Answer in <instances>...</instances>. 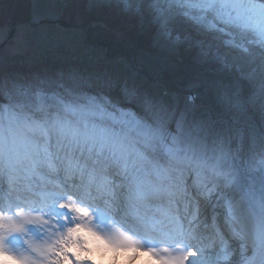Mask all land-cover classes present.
<instances>
[{"label":"snow or ice","instance_id":"6c2138e0","mask_svg":"<svg viewBox=\"0 0 264 264\" xmlns=\"http://www.w3.org/2000/svg\"><path fill=\"white\" fill-rule=\"evenodd\" d=\"M44 2L30 0L34 21L58 14ZM99 3L151 34L160 49L181 53L178 65L195 75L181 88L156 90L107 73L0 66V192L7 194L0 264H95L82 256L91 252L82 230L119 245L126 238L109 222L145 190L191 205L167 223L138 216L134 225L121 224L146 244L168 242L162 253L147 249L165 264H205L189 256H204L195 233L218 207L225 215L220 227L229 230L213 264H264V0ZM7 31L0 23V35ZM25 161L53 163L62 174L67 191L47 209L25 212L13 199V174ZM109 164L123 168L127 201L113 197L111 208L90 211V173ZM82 220L104 224L110 234Z\"/></svg>","mask_w":264,"mask_h":264},{"label":"trees","instance_id":"16d2710c","mask_svg":"<svg viewBox=\"0 0 264 264\" xmlns=\"http://www.w3.org/2000/svg\"><path fill=\"white\" fill-rule=\"evenodd\" d=\"M66 9L69 13L65 12L62 18L69 21L72 28L63 29L49 22L43 25H50L49 29L59 35L69 32L78 35V31L82 30L83 35L70 50L72 52L68 51L64 44L56 46L58 48L43 46V49H39L35 43H27V48L25 47L18 56L15 53L11 54L10 58L13 62L11 70L25 73L61 71L90 75L107 73L121 76L118 69L110 68V61L135 59L142 52H149L153 55L159 53L158 48L153 44L151 34L138 30L134 22L119 16L107 6L88 8L87 0H67ZM31 19L30 0H5V4L0 6V23L7 24L9 29L12 23L20 26L30 23ZM179 55L181 53L168 55V58L178 64ZM101 57L106 59L107 63L98 66L96 59ZM42 64H46L47 71L44 67L43 71L40 70L39 67ZM147 79V76L140 75L136 82L143 87L151 88L147 84ZM170 81L169 77H165L164 82L167 86H171Z\"/></svg>","mask_w":264,"mask_h":264},{"label":"rangeland","instance_id":"374dc122","mask_svg":"<svg viewBox=\"0 0 264 264\" xmlns=\"http://www.w3.org/2000/svg\"><path fill=\"white\" fill-rule=\"evenodd\" d=\"M44 3H48L51 6V8L54 7L57 10L58 14L56 15L43 14L42 18L39 21H34L33 19H31L32 22L28 25L27 24L20 26L18 25L17 30L12 38H9V36H7L9 35V31H11L9 29V31H7L5 34L0 35V48L7 49L10 53L12 54L15 53L16 56H18L19 53L23 52V49H25V47L27 48V43L29 44L35 43V46L39 47V49H43L42 48L43 46L44 47L51 46V48H58L56 46L60 44H64L68 48V51L72 50V47H74L76 42L82 37L83 35L82 30L78 31L79 32L78 35H75L72 32L59 35L56 32L50 30L48 28L49 26L42 25L43 21L60 20L62 19V15L65 12L69 13V11H67L66 9L67 0H54V3H50L49 0H45ZM87 4H88V8L102 6L100 5L99 0H87ZM32 17H33V12L31 5V18ZM158 49H159V53L156 55H150L148 53H142L141 55L139 54V56L137 55L136 56L137 63L142 69L145 70V73H147V75L151 78L150 81L153 84V86L155 82L159 81L161 77L166 74L171 78L172 82L175 84L176 87L181 88L183 82L186 79L195 75L196 70L191 67H181L174 64L166 57V55H171L175 53L162 50L159 47ZM71 59L72 58H70L69 60ZM2 60L3 57L0 56V66L4 61ZM97 64L99 65V63ZM45 65L46 64L40 65L39 67L40 70L43 71L44 70L43 67L45 68ZM53 72L47 71V73L49 74ZM218 244L219 242L214 245L215 249L217 248ZM201 246L202 245L198 247L201 248Z\"/></svg>","mask_w":264,"mask_h":264},{"label":"bare ground","instance_id":"6f19581e","mask_svg":"<svg viewBox=\"0 0 264 264\" xmlns=\"http://www.w3.org/2000/svg\"><path fill=\"white\" fill-rule=\"evenodd\" d=\"M49 6L50 5L48 3H44L42 5L43 8H51V6L50 7ZM59 177L61 178L60 182L58 184H56L55 186L57 188L61 187L63 189H66L63 177L62 176H59ZM45 178L47 179L48 182H51V179H50L49 176H46ZM186 204H188V203L186 202L185 205ZM185 210L191 211V205L190 204L186 205ZM207 216H209L210 218L215 216L219 220L223 219L222 216H221L220 207L216 208L214 212H213V210L211 208H209ZM181 223L185 224V227L187 226V222L185 220H182ZM97 230L100 231L101 233H103L104 235H109L110 234L109 229H107L105 227V225L103 226L102 229H97ZM198 230L200 232H202L201 228H199ZM84 231L86 233V236L89 239V244L91 245L93 251H97L98 252V256L99 257H103V260H102L103 264H113V263H116V264L123 263V264H125L126 262L128 264H131L130 258H125L123 256L124 253H125L124 251L131 252V257L138 259V264H145V259L144 258L136 256V251H138V249H133V248L127 246V247H125L124 249L121 250L119 248H116V247L112 246L107 241L103 240L102 238L91 235L90 233L87 232L86 229H84ZM111 231H113L112 227H111ZM196 235L200 236V240L198 242V244H199V243H203L204 242V238L207 235V233L197 234V232H196Z\"/></svg>","mask_w":264,"mask_h":264},{"label":"water","instance_id":"95a60500","mask_svg":"<svg viewBox=\"0 0 264 264\" xmlns=\"http://www.w3.org/2000/svg\"><path fill=\"white\" fill-rule=\"evenodd\" d=\"M45 22H52V23H56V24H59L60 26H62L63 28H70L72 27V24L64 19H60V20H56V21H43L42 23H45ZM17 26L18 24L17 23H12V30L10 32V36L9 38H12L17 30Z\"/></svg>","mask_w":264,"mask_h":264}]
</instances>
